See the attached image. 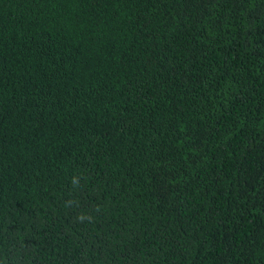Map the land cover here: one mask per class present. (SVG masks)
<instances>
[{
  "label": "trees",
  "instance_id": "16d2710c",
  "mask_svg": "<svg viewBox=\"0 0 264 264\" xmlns=\"http://www.w3.org/2000/svg\"><path fill=\"white\" fill-rule=\"evenodd\" d=\"M0 264H264V0H0Z\"/></svg>",
  "mask_w": 264,
  "mask_h": 264
}]
</instances>
